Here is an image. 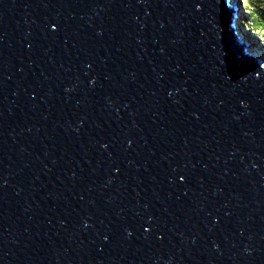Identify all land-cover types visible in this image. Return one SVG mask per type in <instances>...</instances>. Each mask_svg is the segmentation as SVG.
Returning <instances> with one entry per match:
<instances>
[{
	"label": "water",
	"instance_id": "water-1",
	"mask_svg": "<svg viewBox=\"0 0 264 264\" xmlns=\"http://www.w3.org/2000/svg\"><path fill=\"white\" fill-rule=\"evenodd\" d=\"M243 11L0 0V264H264Z\"/></svg>",
	"mask_w": 264,
	"mask_h": 264
},
{
	"label": "rangeland",
	"instance_id": "rangeland-1",
	"mask_svg": "<svg viewBox=\"0 0 264 264\" xmlns=\"http://www.w3.org/2000/svg\"><path fill=\"white\" fill-rule=\"evenodd\" d=\"M237 2L241 5L247 4V6L249 4L253 5L254 9H251V11H248L247 9L243 11L242 13V17L239 18L240 22L243 25L244 31H248L250 34V36L247 35V33L243 32L241 30V35L244 38H251L255 43H258L257 45H259L258 47H255V52H259L260 54H262L264 56V33L263 31L254 29L255 32H252L250 25L252 22V19L254 17V14L256 12H258L259 14L264 15V0H237ZM253 13V14H252Z\"/></svg>",
	"mask_w": 264,
	"mask_h": 264
},
{
	"label": "trees",
	"instance_id": "trees-1",
	"mask_svg": "<svg viewBox=\"0 0 264 264\" xmlns=\"http://www.w3.org/2000/svg\"><path fill=\"white\" fill-rule=\"evenodd\" d=\"M244 7L248 10V11H251V9H254L253 5L249 4L247 6V4H244ZM253 14V13H252ZM251 25L254 29H257V30H260V31H263L264 33V15L262 14H259L258 12H256L254 14V17L252 19V22H251Z\"/></svg>",
	"mask_w": 264,
	"mask_h": 264
},
{
	"label": "clouds",
	"instance_id": "clouds-1",
	"mask_svg": "<svg viewBox=\"0 0 264 264\" xmlns=\"http://www.w3.org/2000/svg\"><path fill=\"white\" fill-rule=\"evenodd\" d=\"M244 6V5H243ZM244 9L246 10V8L244 7ZM250 27H251V29H254L253 27H252V25H250ZM251 29H248V30H251ZM253 32H255L254 30H253Z\"/></svg>",
	"mask_w": 264,
	"mask_h": 264
}]
</instances>
